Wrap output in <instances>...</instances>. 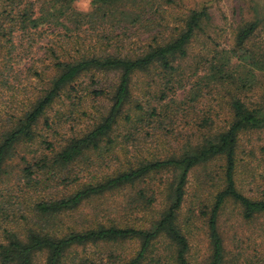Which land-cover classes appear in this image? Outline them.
Listing matches in <instances>:
<instances>
[{"label": "trees", "instance_id": "obj_1", "mask_svg": "<svg viewBox=\"0 0 264 264\" xmlns=\"http://www.w3.org/2000/svg\"><path fill=\"white\" fill-rule=\"evenodd\" d=\"M76 1L0 0V264H193L180 210L191 171L219 159L222 188L200 208L210 244L204 264H264L256 244L246 258H230L219 227L229 200L249 224L264 216V190L254 197L236 181L241 136L264 131V106L248 101L253 80L234 77L232 58L214 57L192 82L180 61L207 11L135 47L132 35L129 45L115 35L141 18L128 1L92 0L88 12ZM254 29L238 32L241 49ZM155 73L136 96L139 76ZM185 84L183 100L167 101ZM164 175L152 194H131L136 209L160 200L146 226L64 222L94 198ZM124 243L135 251L125 253Z\"/></svg>", "mask_w": 264, "mask_h": 264}, {"label": "rangeland", "instance_id": "obj_2", "mask_svg": "<svg viewBox=\"0 0 264 264\" xmlns=\"http://www.w3.org/2000/svg\"><path fill=\"white\" fill-rule=\"evenodd\" d=\"M129 6L140 12V20L133 26L128 25L125 30H116L118 39L138 42L139 46L153 37L164 40L178 33L185 20L194 10L205 9L208 15L201 21V27L188 46V56L180 60L185 67V76L192 82L196 79L194 72L202 68L206 63L227 57L232 58L231 66L234 69V77L237 80H253L252 90H249L248 101L252 104L264 106V0H126ZM92 0H77L75 7L84 12L92 9ZM118 6H124L120 4ZM255 24V29L250 39L241 49L237 44V35L241 28ZM53 31H50V34ZM49 34V35H50ZM132 35V40L125 39ZM244 49L249 52L242 57ZM26 60L18 65L24 66ZM158 78L155 73L152 76L141 74L137 80L136 96H142L147 89V83L152 78ZM108 80L114 79L110 75ZM191 80V81H190ZM32 79L31 82H35ZM27 84V82H26ZM152 86V90L156 85ZM190 89L188 84L179 89L176 94H171L167 101L174 99L183 100ZM190 92V90H189ZM154 99V97L152 96ZM202 106L201 104H198ZM195 108V107H194ZM193 108V109H194ZM224 114V112H223ZM181 124V123H179ZM186 134H193L187 126ZM190 136V137H191ZM175 144V143H174ZM264 131H253L242 134L237 153L236 181L239 190L260 197L264 190ZM164 175L151 183L142 184L134 190L127 192H115L106 194L100 198H94L85 203L80 209L64 216L66 224H73L77 228L93 226L98 222L110 223L114 220L124 224L128 222L134 225H148L147 219L160 209V200L153 207H144L139 204L136 209L130 205L131 194H135L140 188H145L148 194L156 189L158 183L168 180ZM222 161H212L207 165L194 168L186 187L185 201L180 210V224L188 234L191 242L190 260L193 264H204L210 253V244L204 217L200 214V208L213 202V196L222 188ZM166 184H163L165 186ZM164 188V187H163ZM163 190V189H162ZM161 190L157 192L160 196ZM219 227L226 240L227 251L230 258L247 257L248 248L252 244L264 250V216L256 218L249 224L241 218V206L229 200L220 215ZM251 244V246H249ZM122 249L131 254L136 245L124 243ZM96 250V249H92ZM121 250V251H123Z\"/></svg>", "mask_w": 264, "mask_h": 264}]
</instances>
